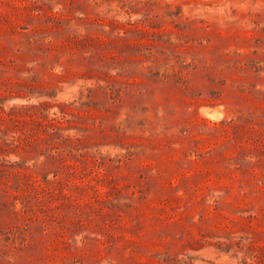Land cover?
I'll return each instance as SVG.
<instances>
[{"label":"rangeland","instance_id":"374dc122","mask_svg":"<svg viewBox=\"0 0 264 264\" xmlns=\"http://www.w3.org/2000/svg\"><path fill=\"white\" fill-rule=\"evenodd\" d=\"M0 264H264V0H0Z\"/></svg>","mask_w":264,"mask_h":264},{"label":"bare ground","instance_id":"6f19581e","mask_svg":"<svg viewBox=\"0 0 264 264\" xmlns=\"http://www.w3.org/2000/svg\"><path fill=\"white\" fill-rule=\"evenodd\" d=\"M203 108V107H202ZM209 110V109H208ZM208 110H206V108L204 109L203 108V112L205 113V114H207L208 116H210V118L211 117H215L214 116V114H212V113H210V111H208ZM202 111V110H201ZM217 112V111H216ZM220 112V111H219ZM201 114H203L202 112H201ZM220 114V113H219ZM219 116H221V115H218V120H219Z\"/></svg>","mask_w":264,"mask_h":264}]
</instances>
